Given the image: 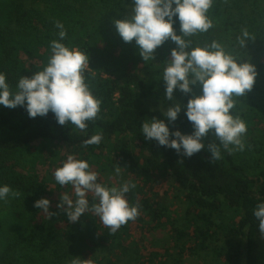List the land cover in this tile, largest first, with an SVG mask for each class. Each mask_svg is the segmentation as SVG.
<instances>
[{"label":"trees","instance_id":"obj_1","mask_svg":"<svg viewBox=\"0 0 264 264\" xmlns=\"http://www.w3.org/2000/svg\"><path fill=\"white\" fill-rule=\"evenodd\" d=\"M39 1L45 2L44 9L39 8ZM132 2L0 0V73L6 75L11 90L16 91L21 76L31 77L43 70L51 56V41L57 40L69 49L88 54L86 83L94 97L101 101L98 118L87 122L85 131L71 124L59 125L51 111L45 117L30 118L24 106L0 105V187L8 185L20 193L18 198L9 196L7 202L0 200V204L18 218L28 217L36 222L14 224V219L5 222L0 216V235H4L0 264L46 262L50 248L45 235L52 234L51 220L61 224L71 238L69 244L65 236L53 233V238L56 236L52 249L55 264H62L65 257L77 256L82 260L86 256L102 260L92 264H116L111 232H96L98 224L90 211L77 222H69L66 212L57 207L68 185H59L55 189L57 193H53L47 178L18 172L20 154L34 143L70 149L90 167L99 164L100 157L105 156L108 167L118 165L136 172L145 184L155 171L169 177L188 204V214L182 220L177 218L176 221L173 217L169 220L164 204L144 197L136 179H131L136 187L126 194L130 206L139 203L140 214L152 222L160 224L167 217L176 243L182 240L183 248L187 240L191 241L192 252L203 251L210 255L211 261L204 260L206 264H264V235L253 214L256 206L264 203V131L259 126H264V0H214L207 13L213 27L192 36H183L179 19L173 18L176 34L190 42V49L217 41L226 54L236 58L238 63H251L257 72L252 89L244 96L233 97L236 104L230 110L247 126L244 150L229 154L210 131L202 140L205 147L191 157L184 156L183 150L177 153L175 149L160 146L142 133L143 122L155 117L164 120L170 132L179 130L191 135L194 127L186 112L180 111L177 120L169 122L158 105L166 106L174 100L188 103L193 96L177 88L173 99L166 98L163 71L171 60V50L177 47L175 42L169 38L157 47L153 58L144 61L135 40L126 43L118 31H114V15ZM56 21L64 25L67 33L62 40ZM244 29L249 38L241 47L237 37ZM197 89V96L202 95V86ZM97 133L103 135L101 143L85 146L83 142ZM209 144L220 148V159L211 162ZM105 151L108 155H104ZM98 167L96 172L106 169ZM41 198L51 202L49 212L57 213L51 220L46 213L42 215L43 210L33 206ZM88 200L91 206L92 197ZM224 215L228 216L227 220L222 219Z\"/></svg>","mask_w":264,"mask_h":264},{"label":"clouds","instance_id":"obj_2","mask_svg":"<svg viewBox=\"0 0 264 264\" xmlns=\"http://www.w3.org/2000/svg\"><path fill=\"white\" fill-rule=\"evenodd\" d=\"M213 2L214 0H133L130 18L114 21L124 42L135 40L144 61L153 58L157 47L169 38L175 42L177 47L171 50V60L165 67L162 78L166 83L168 100L173 99L177 88L187 94L192 91L190 85H202V95L189 99L186 105V116L194 127L191 135L182 134L179 130L170 132L164 120L155 117L144 121L141 127L146 139H154L160 146L175 149L177 153L183 150L182 154L187 157L205 147L202 140L210 131L214 132L229 154L245 148L243 136L247 132V126L239 116L234 117L230 110L236 104L233 97L244 96L252 89L257 75L255 66L248 62L238 63L236 58L225 53L223 46L217 41L190 49V42L177 35L173 28V18L176 17L180 21L183 36L208 32L213 27L212 20L207 16ZM55 26L60 29V39H64L67 34L64 25L56 21ZM246 38H249V33L244 29L237 37L241 47L245 46ZM87 68L88 54L76 48L69 49L63 43L53 40L47 65L31 77L21 76L16 91L11 90L6 82V75L0 73V105L8 108L24 106L30 118L45 117L51 111L59 125L71 124L75 129L85 131L88 128L87 122L98 118L101 104L86 83ZM180 111L181 105L175 104L168 107L163 115L169 122H175ZM102 140L103 135L97 133L83 143L85 146L99 145ZM207 147L211 152V162L221 158L220 148L216 144H209ZM120 171L121 167L117 166V175ZM98 175L86 160L68 155L62 166L54 171V178L61 187H73L75 200L67 192L61 193L57 207L66 212L69 222H77L90 211L111 233H115L140 214L139 203L130 206L126 199V194L136 185L125 181L119 187H107L97 182ZM89 193L93 194L94 199H98V203L89 205ZM9 196L18 198L20 193L8 185L0 187V200L7 202ZM33 206L43 210L48 218L57 215L48 211L50 201L47 198L38 199ZM253 214L259 221L260 233L264 235V203L258 204ZM70 264L89 262L77 256L71 259Z\"/></svg>","mask_w":264,"mask_h":264},{"label":"rangeland","instance_id":"obj_3","mask_svg":"<svg viewBox=\"0 0 264 264\" xmlns=\"http://www.w3.org/2000/svg\"><path fill=\"white\" fill-rule=\"evenodd\" d=\"M39 8L44 9L45 2H38ZM133 2L128 4L124 11L116 12L114 15L113 21L115 20H125L129 19L132 15ZM122 16V17H120ZM114 31H117L115 23L113 25ZM117 33V32H116ZM199 83L196 85H190L192 91L189 92L191 95L196 97L199 94L198 87H201ZM175 104L181 105V111L186 112L185 101H177L164 104L160 103L158 107L164 111L168 107L174 106ZM264 131V126L259 124ZM262 133V132H261ZM255 135V132H254ZM108 155V152L105 151L104 155ZM68 155H73L76 157V154L70 149H61L60 147L52 145H45L43 143H34L30 145L22 154H20L21 164L18 166V172L25 174H38L40 178H47V181L50 182L49 186L53 193H57V187L59 184L55 181L54 171L56 168L62 166V162L66 161ZM98 166H104L106 169L98 172V183L104 184L107 187L112 186H121L125 181H131V179H136L139 182L140 188H143V196L149 198H155L160 200L164 206L167 208L169 215L168 218L171 220L173 217L175 220H182L183 216L185 217L187 213V202L184 201L183 195L179 190V187L170 180L169 177L160 176L156 171L152 172L150 180L147 184L142 182V177H138L136 172L126 171L124 167H121L120 174L117 175L115 168L118 165L108 167V162L106 161L105 156L100 157V163L95 164L93 167H90L95 171ZM138 177V178H137ZM56 189V190H55ZM65 192H70V195L75 199L74 189L71 185L67 186ZM64 193V192H63ZM90 203H98V199H94L93 194L89 193L87 199H91ZM141 198V195H139ZM127 198V197H126ZM51 206V202H50ZM44 213V214H43ZM42 215H45L43 212ZM92 215L96 223L98 224V229L96 232L110 231V229L102 224L99 218L95 215ZM0 216L5 222H11V219H14V224L22 223L23 225H28L34 222L31 221L28 217H21L13 215L10 210L4 205L0 204ZM167 217H164L159 223L152 222L149 217L144 214H139V216L134 220H130L127 224L122 225L115 233H111V239L113 240V258L115 259L116 264H206L204 260L211 261L210 255H207L205 252H192L189 248L191 241H186V245L181 248L182 240L176 243L175 235L172 232L171 225L169 221L166 220ZM50 219V218H49ZM222 219L227 220L228 216H222ZM51 220V219H50ZM176 220V221H177ZM172 221V220H171ZM51 225H54V228L51 227L50 230L52 234L48 232L46 234V243L50 248L47 252V261L43 264H55V258L52 255V249H54L55 239L57 234L65 236L69 244H71L70 234L66 229L59 223L51 220ZM56 232V233H55ZM53 233L56 236L53 238ZM4 235H0V247ZM120 239V240H119ZM119 240V241H118ZM124 246H119L120 243ZM244 248V247H243ZM182 249V251H181ZM243 250V249H242ZM75 251V250H73ZM181 251V252H180ZM181 253V254H180ZM49 254V255H48ZM177 258L178 260H175ZM71 257H65L62 264H70ZM89 264L94 263L95 261H102L101 259H94L92 256H86L85 259ZM211 264H215L211 262Z\"/></svg>","mask_w":264,"mask_h":264}]
</instances>
